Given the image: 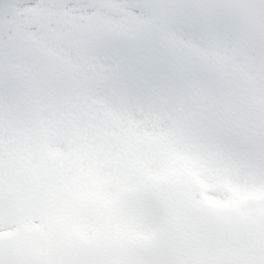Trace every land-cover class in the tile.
Here are the masks:
<instances>
[{"label": "snow or ice", "instance_id": "obj_1", "mask_svg": "<svg viewBox=\"0 0 264 264\" xmlns=\"http://www.w3.org/2000/svg\"><path fill=\"white\" fill-rule=\"evenodd\" d=\"M0 264H264V0H0Z\"/></svg>", "mask_w": 264, "mask_h": 264}]
</instances>
